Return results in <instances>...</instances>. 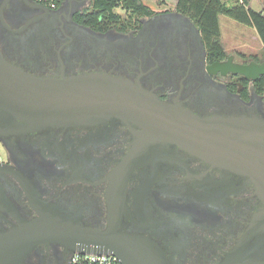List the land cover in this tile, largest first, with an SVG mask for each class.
<instances>
[{"label": "flooded vegetation", "instance_id": "flooded-vegetation-1", "mask_svg": "<svg viewBox=\"0 0 264 264\" xmlns=\"http://www.w3.org/2000/svg\"><path fill=\"white\" fill-rule=\"evenodd\" d=\"M176 2L143 0L124 18L93 23L94 0H0V53L37 75L124 78L200 115L264 110L255 89L264 74L250 80L214 66L264 60L215 57ZM167 140L123 119L0 136V230L76 215L139 243L121 249L130 262L264 264V201L255 184ZM76 250L43 243L23 264H71Z\"/></svg>", "mask_w": 264, "mask_h": 264}, {"label": "water", "instance_id": "water-1", "mask_svg": "<svg viewBox=\"0 0 264 264\" xmlns=\"http://www.w3.org/2000/svg\"><path fill=\"white\" fill-rule=\"evenodd\" d=\"M214 66L250 80L264 74V62L244 64L233 62L231 57ZM109 119L141 123L152 128L156 136L167 137V141L244 176L255 184L264 201L262 110L200 115L162 101L124 78L101 73L37 75L12 64L0 53V136L22 128L83 125ZM51 241L75 246L76 251L111 253L122 264H141L123 256L124 245L136 247L139 243L116 227L100 229L85 224L79 216L59 214H45L0 230V264H23L38 245ZM133 254L142 255L139 251Z\"/></svg>", "mask_w": 264, "mask_h": 264}, {"label": "trees", "instance_id": "trees-1", "mask_svg": "<svg viewBox=\"0 0 264 264\" xmlns=\"http://www.w3.org/2000/svg\"><path fill=\"white\" fill-rule=\"evenodd\" d=\"M121 1L94 0V12L89 15L94 17L95 22H92L97 23L101 16L110 19L118 17L119 14L115 12V8ZM176 4L179 11L192 17L198 24L215 57L223 58L226 56L221 44L220 15L229 16L254 27L264 46V0H256L255 2L242 0L240 3L231 6L226 5L222 0H177ZM255 89L257 94L264 96V76L256 81Z\"/></svg>", "mask_w": 264, "mask_h": 264}, {"label": "rangeland", "instance_id": "rangeland-1", "mask_svg": "<svg viewBox=\"0 0 264 264\" xmlns=\"http://www.w3.org/2000/svg\"><path fill=\"white\" fill-rule=\"evenodd\" d=\"M143 0H122L120 7L115 9L122 18L130 15L132 10L140 9ZM152 3L154 0H146ZM173 1V0H171ZM226 5H235L242 0H222ZM256 1V0H251ZM139 6V7H136ZM221 44L225 54L236 55L240 61L264 60V46L257 30L249 25L241 23L229 16L220 15ZM264 112V110H262ZM0 154L3 148L0 143Z\"/></svg>", "mask_w": 264, "mask_h": 264}, {"label": "built area", "instance_id": "built-area-1", "mask_svg": "<svg viewBox=\"0 0 264 264\" xmlns=\"http://www.w3.org/2000/svg\"><path fill=\"white\" fill-rule=\"evenodd\" d=\"M71 264H122L121 260L111 253H95L75 251Z\"/></svg>", "mask_w": 264, "mask_h": 264}]
</instances>
